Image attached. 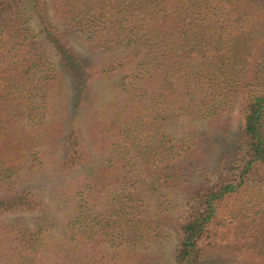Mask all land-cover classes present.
Segmentation results:
<instances>
[{
    "label": "trees",
    "instance_id": "16d2710c",
    "mask_svg": "<svg viewBox=\"0 0 264 264\" xmlns=\"http://www.w3.org/2000/svg\"><path fill=\"white\" fill-rule=\"evenodd\" d=\"M263 10L264 0H0V215H13L0 220V264H206L222 203L253 194L264 167V35L246 18ZM239 99L233 174L196 182L208 138L170 125L228 130ZM244 214L234 217L255 221ZM168 227L167 261L157 248Z\"/></svg>",
    "mask_w": 264,
    "mask_h": 264
},
{
    "label": "rangeland",
    "instance_id": "374dc122",
    "mask_svg": "<svg viewBox=\"0 0 264 264\" xmlns=\"http://www.w3.org/2000/svg\"><path fill=\"white\" fill-rule=\"evenodd\" d=\"M256 12H251L249 13V17H246L250 18L248 27L256 26L255 34L260 35L259 33H263L264 35V10L261 14ZM259 18H263V20L260 21L261 19ZM49 55L54 62L57 61L54 50H51ZM104 81L108 82L109 80L105 79ZM239 103L240 99L237 100L234 108H232L230 117L232 121L228 130H222L219 127L218 130H214L202 120L197 121L185 117L175 120L170 125V129L176 135L187 132L186 135L191 134L194 137L206 134L208 138L200 146V149L204 151V164H207L209 168L203 170L200 178L194 179L196 182L213 184L215 181L233 174L230 163L238 156V153L234 152V150L237 151L236 148L234 149V143L237 138L236 129L242 123ZM263 176L264 167H261L257 172V179L251 178L250 185L253 194L246 191L240 192L222 203L219 213L220 220L213 224L210 229L208 242L210 243L211 253L206 260V264H264V249H260L264 245V239L261 238V233L264 231ZM258 179H261V181L259 182ZM55 183L58 185V182L49 181L46 186L51 190L52 185ZM44 196L50 205L54 207V201H50L48 193L45 192ZM178 198L180 207L175 209L172 216H177V213L184 209L183 196H179ZM239 208H243L244 213L255 221L248 223L246 221L247 218L244 217L245 214L241 215V217L245 218V221L234 217V212ZM12 217L13 215H0V220H9ZM168 228L171 230L172 236L157 248L163 253L164 260L167 261L171 260L174 255L177 244L175 231L170 227Z\"/></svg>",
    "mask_w": 264,
    "mask_h": 264
}]
</instances>
